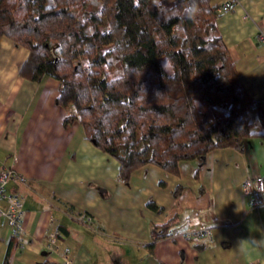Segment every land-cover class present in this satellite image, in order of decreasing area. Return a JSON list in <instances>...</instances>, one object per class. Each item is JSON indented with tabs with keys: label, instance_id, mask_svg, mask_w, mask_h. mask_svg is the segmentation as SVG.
Segmentation results:
<instances>
[{
	"label": "crops",
	"instance_id": "crops-1",
	"mask_svg": "<svg viewBox=\"0 0 264 264\" xmlns=\"http://www.w3.org/2000/svg\"><path fill=\"white\" fill-rule=\"evenodd\" d=\"M219 14L240 82L264 107V0H237L233 11ZM28 56L25 48L0 40V172L26 179L6 185L24 204L25 246L13 250L10 264H61L62 253L45 245L55 230L71 249L72 264H264V208H251L244 192L246 180L264 178V138L251 140L244 153L214 150L204 165L182 162L178 176L148 165L122 185L119 163L88 141L80 124L65 127L66 113L56 104L59 81L21 77ZM150 201L164 211L151 210ZM0 206L8 208L7 202ZM170 220L171 237L149 254L151 227ZM204 227L213 229L211 243L183 237ZM11 244V228L0 216V264Z\"/></svg>",
	"mask_w": 264,
	"mask_h": 264
},
{
	"label": "trees",
	"instance_id": "trees-1",
	"mask_svg": "<svg viewBox=\"0 0 264 264\" xmlns=\"http://www.w3.org/2000/svg\"><path fill=\"white\" fill-rule=\"evenodd\" d=\"M190 3L0 0V40L29 52L21 77L59 81L65 127L80 124L85 138L119 163L122 185L148 165L178 176L182 162L204 165L214 150L244 153L251 140L264 138V107L240 82L217 25L222 6L196 0L199 11L188 17ZM174 221L151 227L149 254L171 237ZM15 248L12 235L4 264Z\"/></svg>",
	"mask_w": 264,
	"mask_h": 264
},
{
	"label": "built area",
	"instance_id": "built-area-1",
	"mask_svg": "<svg viewBox=\"0 0 264 264\" xmlns=\"http://www.w3.org/2000/svg\"><path fill=\"white\" fill-rule=\"evenodd\" d=\"M237 0H231L222 6L224 12L233 11L236 7ZM259 38L264 41V32H261ZM10 181H19L26 183V179L11 170H2L0 172V204L7 202L8 208L2 209L0 206V216L4 217L12 235L17 239L18 249L22 250L25 246L23 240V218H24V204L23 198L19 195H9L6 193V185ZM244 192L249 198V206L254 209L264 208V178L257 176L250 178L244 183ZM60 232L55 230L46 240V248L57 253H62L61 264H72L73 256L69 247L65 246L63 240L59 238ZM183 237L195 244L201 245L211 243L213 241L214 233L212 228H201L199 230L187 231L183 233Z\"/></svg>",
	"mask_w": 264,
	"mask_h": 264
},
{
	"label": "clouds",
	"instance_id": "clouds-1",
	"mask_svg": "<svg viewBox=\"0 0 264 264\" xmlns=\"http://www.w3.org/2000/svg\"><path fill=\"white\" fill-rule=\"evenodd\" d=\"M183 11H184V14L187 15L188 17H192L195 14H197L199 9L197 7L196 0H191V3L187 4L186 7L183 9ZM163 67L167 70V67H168L167 60H165Z\"/></svg>",
	"mask_w": 264,
	"mask_h": 264
},
{
	"label": "rangeland",
	"instance_id": "rangeland-1",
	"mask_svg": "<svg viewBox=\"0 0 264 264\" xmlns=\"http://www.w3.org/2000/svg\"><path fill=\"white\" fill-rule=\"evenodd\" d=\"M95 3V2H94ZM110 51V48H108V49H104V52H109ZM113 56H114V53L112 54ZM161 62H162V65H164V63H165V59H162L161 60ZM168 73H171V68H170V66H169V64H168V67H167V70H166Z\"/></svg>",
	"mask_w": 264,
	"mask_h": 264
}]
</instances>
